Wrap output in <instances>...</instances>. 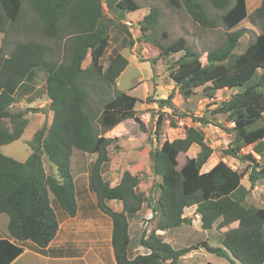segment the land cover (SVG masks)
Returning <instances> with one entry per match:
<instances>
[{"label": "trees", "instance_id": "1", "mask_svg": "<svg viewBox=\"0 0 264 264\" xmlns=\"http://www.w3.org/2000/svg\"><path fill=\"white\" fill-rule=\"evenodd\" d=\"M170 2L174 8H184L203 29L222 26L230 31L247 17L245 0ZM206 3L222 13L211 15ZM139 8L133 0H0V147L20 139L28 126L26 111L12 112L11 107L36 91L41 74V84L50 101L46 108L51 112L49 126L34 133L26 161L18 162L0 153V215L6 217L8 235V239L0 238V264H10L18 257L23 251L21 243L30 242L41 251L55 238L58 220L52 201L67 216H75L76 193L70 164L74 150L96 156L89 171V188L100 211L112 222L111 246L116 264H178L192 247L174 249L158 232L189 224L190 219L183 213L191 207H195L202 230L209 231L218 220L219 228L237 223V227L222 234L219 246L205 241L196 249L239 264H264V208L244 203L249 188L241 184L245 175L250 188L264 179V166L252 154L242 152L248 146L257 155L264 150V0L254 11L262 32L240 53L235 51L245 31L226 33L220 46L204 51L205 64L200 61L201 54L187 46L183 38L166 46L154 40L159 16L155 8L137 22L138 40L142 38L155 48L160 58L181 53L169 65L174 89L166 99L156 100L159 109L165 107L175 113V89L184 99L199 87L209 98L221 90L239 89L210 110L208 116L226 117L232 127L223 130L232 133L233 140L223 153L237 165L247 164V169L239 172L218 161L209 171L201 172L212 150L202 130L188 127L182 138L164 140L149 150L151 173L160 178L153 205L138 190L137 175L123 171L115 186L102 177V167L109 161L108 148L116 140L104 137L105 133L129 119L145 131L135 113L138 98L119 90L114 97L103 98L105 89L116 86L117 78L128 65L124 56L112 53L104 67L109 32L116 27L131 36L125 24H117L107 13L119 17ZM20 20L28 24L22 26ZM21 33L23 41L10 44V38ZM87 57L89 62L83 67ZM168 119L165 112L155 115L150 143L151 139L160 141ZM191 119L200 125L212 124L205 116ZM169 127L175 128L172 120ZM193 145L198 147L196 156L186 158L177 168L178 155ZM43 158L55 167V173L45 172ZM106 201L120 202L121 211H112ZM144 204L150 209L151 218L138 244L148 253L130 258L128 220Z\"/></svg>", "mask_w": 264, "mask_h": 264}, {"label": "rangeland", "instance_id": "2", "mask_svg": "<svg viewBox=\"0 0 264 264\" xmlns=\"http://www.w3.org/2000/svg\"><path fill=\"white\" fill-rule=\"evenodd\" d=\"M133 1L140 7L137 11L123 12L119 17L116 14L107 13L117 24H124L125 21L132 22L134 31L128 28L131 34L130 37L116 27L112 28L109 32L110 40L104 56V67H106L112 53H120L128 60V65L117 78L115 83L116 86L105 89L107 93L103 98L108 100L114 97L117 90L138 98L140 102L135 106V113L143 122L145 131L132 119L124 121L111 133L116 140L113 142L114 145L112 144L113 146H110L108 149V154L112 156H123L119 159V165L124 161L129 162V165L124 169L120 167V169L117 170L115 173L117 178L123 171L127 170L130 172L132 171L131 167L133 165H138L133 169L135 173L132 171V173L137 175L140 179L138 190L144 192L147 197L150 198V204L153 205L158 196L156 184L160 178L151 173L149 156L147 158L144 149L147 148L150 150L151 147L156 148L164 140L172 141L182 138L185 129L188 127H195L202 130L205 141L212 150V154L207 163L203 166L204 169H201V172L207 170L210 166H214L218 161L227 162L229 165L233 166L232 169H236L239 172H244L247 169V164L239 162L237 165L235 161H232L231 158L226 157L223 153L233 140V134L223 130V128L229 129L232 127V125L226 121V117L223 115H217L215 118L208 116L210 110L223 100L228 99L232 94L239 91V89L221 90L216 92L212 98H209L208 95L202 91V87H199L195 89L193 95L187 99H184L178 90L175 89L172 99V103L176 108L175 113L165 107L159 109L156 100L166 99L167 95L174 89V84L169 78V65L176 60L181 53L171 55L169 58L165 59L160 58L155 48L150 46L145 40H142V38L138 40V34H136L137 22L142 20L149 12L150 8H155L159 16L154 29V40L158 44L166 46L179 38H183L187 46L201 54L200 61L202 64H205L204 51L220 46L225 40L226 33L236 30L245 31L235 51L236 53H240L244 51L251 41H253L256 35L262 32L261 24L254 15V11L260 6L261 0H245L247 17L241 21L235 29L230 31H226L222 26H218L213 30L199 27L192 21L184 8H174L170 0ZM103 6L105 8V5ZM206 9L211 15L218 16L222 13V11L213 9L208 3H206ZM23 22V20H20L21 24ZM18 40L23 41V38L19 37ZM88 62L89 57L86 58L83 67H85ZM42 80L43 76L41 74L40 87L38 86L32 95L22 97L21 100L15 102L11 107L12 112L26 111L28 126L20 139L0 147V153L18 162H24L28 158L30 154L29 143L34 133L44 126H49L51 121V112H48L47 117L43 112V109L47 107L50 101H47L48 99L45 96L41 84ZM158 112H165L168 114L169 119L165 122L160 132V141L155 142L151 139V144L149 139L150 136L153 137L155 115H157ZM181 115H185V117ZM202 116L208 117V119L210 118L212 124L200 125L199 123H194L191 119V117L199 118ZM171 120L175 123V128L169 127V121ZM262 142L264 144V139ZM242 150L243 154H251V152H253L252 146L245 147ZM197 151L198 147L193 145L186 153H180L177 157V168L184 164L186 158L195 157ZM134 154L138 156V158H134L132 156ZM259 156L260 159L258 160V164L264 166V150ZM95 157V155L84 154L77 150L73 151L70 163L71 172L76 185L82 177L88 180L85 173L89 174ZM43 167L47 174L55 173L56 171L55 167L51 166L45 158H43ZM108 168L109 165L107 166L106 164L102 167V175L106 174L104 177L102 176L104 180L110 173ZM241 184L249 188L244 203L264 208V179L255 187L250 188L247 176L245 175L241 180ZM50 198L52 199V197ZM143 206L144 208L147 207L146 204ZM184 211L187 210L185 209ZM0 216L1 218H6L5 215ZM183 216L190 219L189 224H184L178 228L161 233L163 235V240L169 243L174 249L192 247L188 253L190 257L181 259L178 264H239L236 261H230L226 258L210 254L204 249H196V245L205 241L213 247L220 245L222 233L218 226L219 221H216L213 224L214 227L209 231H205L201 229L199 218L196 217L193 209L189 213L184 212ZM141 222L147 223L149 226L150 220L141 219ZM228 228H223V231H226ZM4 230L5 223L3 222V224H0V232H4ZM137 241L138 239L133 237L132 242L137 244ZM141 249L142 248L138 245L137 250ZM163 264L169 263L165 262Z\"/></svg>", "mask_w": 264, "mask_h": 264}, {"label": "crops", "instance_id": "3", "mask_svg": "<svg viewBox=\"0 0 264 264\" xmlns=\"http://www.w3.org/2000/svg\"><path fill=\"white\" fill-rule=\"evenodd\" d=\"M23 21L24 22L20 25L23 26L28 24V22H25V20ZM19 37L23 38V34L21 33L18 35V37L12 36L9 40L10 44H13L14 41H19ZM2 39L3 35L0 34V46ZM118 126H120V124ZM114 129L105 133L104 137L113 139L114 136H112L111 133L114 131ZM113 145H111V147ZM144 153L148 158L149 149H144ZM132 156L134 158H138V156H135V154ZM108 157L109 161L106 163V165H109L108 171L110 173L105 180L109 181L111 186H115L121 177L120 175L117 178L115 173L120 169V167H123L124 169L127 165H129V162L124 161L119 165V159L123 156H112L111 154H108ZM137 166V164L133 165L131 167L132 171ZM212 167L213 166H210L207 168V170H203V172L209 171ZM132 171H130V173L135 175V172L133 171L134 173H132ZM85 175L88 177V180L82 177L81 180L78 181L77 185L75 183V179L73 178L77 204L75 216H67L63 211L60 210L54 201L51 200L53 211L58 220V231L55 238L47 245L44 250L41 251L30 242L21 243L20 246L23 248L22 253L10 264H116L111 246L112 222L110 218L98 208L95 194L89 188V174L85 173ZM105 175L106 174H103L102 176L104 177ZM105 204L115 212H120L122 209L121 203L118 201H106ZM192 209L195 213V207L188 208L186 209L187 211L184 212L189 213ZM196 217L199 218L198 215H196ZM150 218V209L147 207L144 208V206H142L136 215L132 219L128 220V235L130 239L128 255L130 258H133L136 255H145L148 253V251L143 247H141V250H137V246L139 245L138 241L136 244L132 242V239L133 237L138 239L146 225L148 226L147 223H142L141 219L148 220ZM3 222L6 226V218H1L0 216V224H3ZM212 227H214V225ZM228 227L223 228H235L237 227V223H232ZM223 228H220L222 234L225 232L223 231ZM161 233L162 232H158V234ZM0 238L8 239L6 228L4 232H0ZM188 257H190L189 254H187L184 259H187Z\"/></svg>", "mask_w": 264, "mask_h": 264}, {"label": "built area", "instance_id": "4", "mask_svg": "<svg viewBox=\"0 0 264 264\" xmlns=\"http://www.w3.org/2000/svg\"><path fill=\"white\" fill-rule=\"evenodd\" d=\"M124 24L127 26V28H130L134 31V26H133V23L130 22V21H125ZM251 154L254 156L255 160H259L260 159V156L257 155V154H254L253 152H251ZM227 163V162H226ZM228 164V163H227ZM229 165V164H228ZM231 168H233V166L229 165Z\"/></svg>", "mask_w": 264, "mask_h": 264}, {"label": "water", "instance_id": "5", "mask_svg": "<svg viewBox=\"0 0 264 264\" xmlns=\"http://www.w3.org/2000/svg\"><path fill=\"white\" fill-rule=\"evenodd\" d=\"M43 112H44L45 116L47 117L48 116V112H49L48 108H44Z\"/></svg>", "mask_w": 264, "mask_h": 264}]
</instances>
